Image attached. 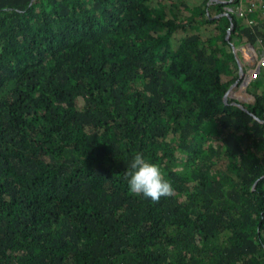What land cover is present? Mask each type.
<instances>
[{
    "label": "trees",
    "instance_id": "trees-1",
    "mask_svg": "<svg viewBox=\"0 0 264 264\" xmlns=\"http://www.w3.org/2000/svg\"><path fill=\"white\" fill-rule=\"evenodd\" d=\"M224 4L147 66L200 26L190 0H0V264H264V64L249 102L225 93ZM229 33L264 44V20ZM138 152L173 196L130 193Z\"/></svg>",
    "mask_w": 264,
    "mask_h": 264
},
{
    "label": "clouds",
    "instance_id": "clouds-1",
    "mask_svg": "<svg viewBox=\"0 0 264 264\" xmlns=\"http://www.w3.org/2000/svg\"><path fill=\"white\" fill-rule=\"evenodd\" d=\"M218 1H220V0H206V1L200 0L197 3H194L191 1V4H192L191 7L194 6L192 12H194L195 18L197 20L194 22L198 23V20H200L202 18L201 12H198V10H197V7L199 5L204 6V3L207 5H210L211 3L218 2ZM252 1L253 0H242V2L240 3V0H230V4L232 7L230 5H228L227 2H225V4H224L225 6L223 5L222 12H225V15L228 18H231V16L234 14L226 11L225 9L227 7L233 8V10L235 11L236 8L241 4L242 8L244 10H247V8L249 7V4ZM221 2H223V1H221ZM188 15H189V12H187L185 14H182V12H181L180 16H178V12H176V11L171 12L167 15V18L170 20L171 23L167 19H166V23L169 26L176 25L179 22H181ZM205 15L207 18L208 17L214 18V19L217 18L215 16V11H213L212 13L205 12ZM235 15H237V14L235 13ZM249 15H252V14L248 13V16ZM256 16H260V15L257 13ZM238 17H240V16H238ZM240 18L243 19V17H240ZM260 21H262V20H259L256 23H258ZM211 24L215 25V24H217V22L211 21V23L208 24L210 31H211V28H210ZM199 25L200 26L198 28L196 27V30L195 29H192L190 31H187V30L184 31V29L177 30L173 35L172 41L157 39L150 46V48H148L146 50L145 54L142 57L141 63H143L144 65H147V66L160 64L162 59L169 57L173 53L176 44L178 43L179 39L182 36H184L185 34L191 33V32L200 31L202 24H199ZM205 39L206 38H202V39H200V41L205 40ZM1 45H2V54L1 55H3V56H8V55L17 56L18 55V53L16 51H14L10 47H8L6 44L1 43ZM0 63H3V62L0 61ZM238 66H239L238 75L240 74V76H238L237 82L239 83L242 80L240 78H243V74L246 75V73L250 70V68L247 69V71L241 73L243 70L242 69L243 66L242 65H238ZM179 67L180 66L171 67V68H167L166 70L168 73H172L174 71H177L179 69ZM245 81L248 82V85H249V83L252 81V79L250 81H247V79H245ZM235 87L237 88V86H235ZM238 87H240L242 89L246 88V87L239 86V84H238ZM124 179L127 181L130 193H132L133 195H136V196L142 195L144 198L150 199L153 203H158L162 197L167 198V197H171L174 195L175 190H174L172 184L168 180L164 179V176H163V173L161 172L160 167L157 164L149 161L143 155V153L138 152L134 155L130 164L127 166V171L124 172Z\"/></svg>",
    "mask_w": 264,
    "mask_h": 264
},
{
    "label": "rangeland",
    "instance_id": "rangeland-1",
    "mask_svg": "<svg viewBox=\"0 0 264 264\" xmlns=\"http://www.w3.org/2000/svg\"><path fill=\"white\" fill-rule=\"evenodd\" d=\"M191 1L194 3H197L200 0H191ZM220 1L227 2V4L231 6L230 0H220ZM257 3L260 5H264L263 0H257ZM221 10H223V7L221 8ZM214 11H215V16L217 18H215V19L211 18V21H216L217 24H215V25L211 24V26H210L211 34L219 35V34H223V31L224 32L226 31L227 33L225 35V38L231 40V42L229 43V46H225L224 44H222V45L216 46V49L220 53H223L226 55H229V53L231 51L236 62H237V65L244 66L245 70L244 71L242 70L241 73L247 71V69H249V68L250 69H254V68L259 69V72H260L262 67H261V63L259 60V55L264 53V44L261 42H257L255 44L245 43V41L243 40V37H241L240 34L236 33V35H232L229 32H230V30H232V27L235 26L236 22H239L240 28L242 29V27L244 25H246L248 27H252L254 22H257L259 20H264V17L256 16L257 11L254 10L252 15L248 16V18L252 19V23L249 24V22L246 21L244 18L241 19L240 17H238L235 14L232 15L231 18H228L225 15V12H221L219 9H215ZM216 39H220V38L216 37ZM201 42H202V40H201ZM202 43L206 44L205 42H202ZM219 63L221 66L224 67L225 66V59H223V58L220 59ZM229 67L231 68L230 70H235L233 75H235V74L238 75L239 70L238 69L236 70V67L233 64L232 60L229 61ZM238 76H240V74ZM224 77H226L227 79L229 78L228 76H224ZM255 78H253V79H255ZM237 83L238 82L235 80L230 85H227L225 93L226 94L228 93L231 97L234 98V100H236V101L239 100V103L240 102L241 103L249 102L252 99L251 94L248 92V88L250 85H248L246 88L242 89L236 85ZM235 85L237 86V88L234 87Z\"/></svg>",
    "mask_w": 264,
    "mask_h": 264
},
{
    "label": "built area",
    "instance_id": "built-area-1",
    "mask_svg": "<svg viewBox=\"0 0 264 264\" xmlns=\"http://www.w3.org/2000/svg\"><path fill=\"white\" fill-rule=\"evenodd\" d=\"M241 2H242V0H240V3ZM254 10L257 11V13L260 15V17H264V5L258 4L257 0H253L249 4V7L247 8V10H244L242 8L241 4L236 8L235 11L233 10V8H230V7L226 8V11L233 13V14L236 13L238 16L243 17L246 21H248L249 24L252 23V19L248 18V13L252 14ZM255 23L256 22H254L253 24H255ZM259 60H260L261 65L264 64V53L259 55ZM257 74H258V72H256V68L250 69L246 73L247 81H250L251 79L255 78Z\"/></svg>",
    "mask_w": 264,
    "mask_h": 264
},
{
    "label": "water",
    "instance_id": "water-1",
    "mask_svg": "<svg viewBox=\"0 0 264 264\" xmlns=\"http://www.w3.org/2000/svg\"><path fill=\"white\" fill-rule=\"evenodd\" d=\"M256 72L259 73V69H256ZM241 75H242V74H241ZM240 79H242L241 82L237 83L236 85L238 86V84H239V86L246 87V86L248 85V82L245 81V79H246V75L243 74V78H240ZM243 80H244V81H243ZM236 85H235V86H236ZM235 86H234V87H235ZM251 96H252V95H251ZM236 102L239 103V100H237ZM240 104H241V103H240Z\"/></svg>",
    "mask_w": 264,
    "mask_h": 264
},
{
    "label": "flooded vegetation",
    "instance_id": "flooded-vegetation-1",
    "mask_svg": "<svg viewBox=\"0 0 264 264\" xmlns=\"http://www.w3.org/2000/svg\"><path fill=\"white\" fill-rule=\"evenodd\" d=\"M243 70H244V66H243V68H242Z\"/></svg>",
    "mask_w": 264,
    "mask_h": 264
}]
</instances>
